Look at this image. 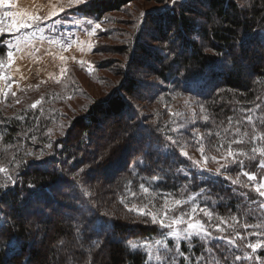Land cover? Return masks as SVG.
I'll return each instance as SVG.
<instances>
[{
  "label": "trees",
  "instance_id": "16d2710c",
  "mask_svg": "<svg viewBox=\"0 0 264 264\" xmlns=\"http://www.w3.org/2000/svg\"><path fill=\"white\" fill-rule=\"evenodd\" d=\"M131 1L91 0L71 11L103 25L106 12ZM151 19L131 44L139 54L133 62L162 81L167 105L183 94L194 99L193 115L166 121L159 110V120L149 121L139 103L153 98L143 94L145 82L130 63L118 87L70 118L61 137L48 132L61 116L53 103L61 91L46 90L45 104L14 114L5 112L13 103L1 106L0 264H264V213L257 211L264 200L242 174L264 181V139L251 142L253 135L264 137V0H185ZM142 38L159 41V53H150ZM5 55L0 48V60ZM248 110L259 118L255 123H244ZM183 141L205 146L213 161L231 160V144L244 153L237 157L243 164L214 175L218 167L205 171L180 154ZM41 158L47 164L38 167ZM176 200L183 206L176 208ZM196 206L212 213L209 220L196 212L210 235L179 240L160 228L161 219L171 223ZM165 208L176 212L165 217ZM233 237L234 244L228 242ZM165 245L174 246L165 251Z\"/></svg>",
  "mask_w": 264,
  "mask_h": 264
},
{
  "label": "rangeland",
  "instance_id": "374dc122",
  "mask_svg": "<svg viewBox=\"0 0 264 264\" xmlns=\"http://www.w3.org/2000/svg\"><path fill=\"white\" fill-rule=\"evenodd\" d=\"M159 1L134 0L118 11H108L105 16L109 20L103 23L104 26L98 21L75 14L68 8L67 0H11L10 6L0 7V15L4 11H13L27 13L28 16L41 17L37 22L38 27L22 30L16 36L5 35V43L8 40L13 42L14 55L11 63L7 55L2 61L4 67L0 69V72H3L4 78L0 79V107L7 105L6 108H8L13 103L14 110L11 111V108L5 112L14 114L34 103L45 104L44 92L57 89L62 92L65 98L62 95L63 98L53 101L59 106L61 116L48 132L53 139L61 137L65 134L70 118L84 114L92 102L105 98L118 87L119 81L122 80L120 72L123 69L127 72L128 66L126 65L130 63L133 64V69L137 70L134 74L140 77L143 83L145 82L142 86L143 94L153 98L144 104L139 103L141 106H145V111L149 110L146 112L149 121L159 120V110H165L162 119L166 121H169L174 115L181 117L182 112L187 113L188 116L189 113L193 115L192 108L196 109L194 99L183 94L177 98L174 97L173 101H169L171 104L167 105L168 102L165 101L164 94L161 95L159 91V83L162 81L147 72V69H139L133 62L136 56H139L136 47H131L137 37V31L143 30L149 20H152L151 18H160L162 13L170 10L164 7L165 0ZM61 7H64L66 11L60 12ZM53 10L56 11V16L51 15ZM152 10H159V13L151 16ZM45 16H48L49 19H42ZM9 19L5 17L3 23H9ZM89 21H92L91 26H89ZM97 23L100 27L93 32L92 29ZM142 39L150 49V53L152 51L159 53V46H161L159 41ZM121 46H125L124 52H116V48ZM60 56H63L64 59L61 60ZM144 58L146 57L144 56L142 59ZM147 59L150 63H154L152 57ZM85 69L92 75L90 73L87 75ZM41 84H44L45 87L31 89L32 86ZM72 89H75L73 95L70 94ZM76 91L77 94H75ZM166 98L168 99V97ZM198 110L200 111V109ZM149 112L155 113V115H150ZM106 133L108 132H102L101 136ZM189 137H185V140H191L192 136L189 135ZM183 142L185 143V141ZM208 150L205 146H197L192 142L185 143L183 152L187 153L190 160L199 161L200 168H220L225 159L213 161ZM228 177L233 179V177ZM190 220L192 218L185 219V224L179 225V228H184ZM200 231L204 232V227ZM171 236L179 240L184 238L183 235Z\"/></svg>",
  "mask_w": 264,
  "mask_h": 264
},
{
  "label": "snow or ice",
  "instance_id": "6c2138e0",
  "mask_svg": "<svg viewBox=\"0 0 264 264\" xmlns=\"http://www.w3.org/2000/svg\"><path fill=\"white\" fill-rule=\"evenodd\" d=\"M181 2V0H165V4L164 7L172 9L174 8V6L176 4H179ZM68 3V8L71 9L73 8V6H77V10L79 6H87L89 3H91V0H67ZM11 4V0H0V7H4V6H10ZM60 12H65L66 9L64 7H61L59 9ZM52 16H56L57 13L55 10H53V12L51 13ZM142 16L144 15L143 13L141 14ZM8 17L9 19V23L4 24V18ZM41 19V17H38L36 15H32V16H28L27 13H19V12H13V11H4L2 15H0V48H4L6 50V55L8 57L9 62L11 63L12 59H13V55H14V46H13V42L12 40H8L7 43H3L2 41L4 40L5 35H9V36H16L20 31L25 30V29H29V28H36L38 27V21ZM42 19L47 20L49 19L48 16L43 17ZM98 19V18H97ZM89 26L92 25V21H89ZM100 27V25L97 23L95 24V28L92 29L93 32H95L96 29H98ZM60 59L63 60L64 57L60 56ZM4 67V64L2 62V60H0V69H2ZM4 78V74L3 72H0V79ZM8 87L10 88L11 85L9 84ZM33 108L37 107V104H33L32 105ZM203 106H201L202 108ZM259 105H257V109H259ZM178 115V114H177ZM204 121L207 122L209 120V117L207 115H205L203 117ZM259 118L258 117H254L253 115H251V110H248V112L245 113V119H244V123H255ZM262 124H264V120L260 121ZM194 123V122H193ZM181 129H176L174 131H180ZM225 131H228L227 129ZM240 132L239 127H237V130L235 133H233V135H238ZM193 135H195V133H193ZM262 139H264V137L262 136H256L253 135L251 137V142L256 143L261 141ZM170 143L172 144L173 147H175V145L177 144V141L175 140H171L170 139ZM234 143L236 144H241L244 143V141L242 140H235ZM220 147H223V145H220ZM253 153L257 152L256 148L252 149ZM181 155H184L186 158H188L190 160V158L187 156L186 152H181ZM244 155L243 152H239V151H233L232 149V145L229 144L228 146V152H227V156L232 157L231 160H227L226 159V163L222 164L220 166L219 169H217V172L214 175H219L221 173V171H227L229 170V168L234 165V164H243V161L237 159L238 156ZM259 155L264 156V148L259 149ZM252 159H254V157H251ZM191 163L194 166L197 167H201L200 162L199 161H191ZM47 164V161L43 160L42 158L40 159L39 164L37 165L38 167H43ZM261 167H264V161L261 162L260 164ZM205 171H207V169H204ZM4 169L0 168V172H3ZM243 176H245L247 178V181L249 182V184L254 186V191L257 194V196L260 198V200H264V182H257V176L255 174H252L248 171H244ZM226 179H228L226 177ZM13 183H15V181H13ZM233 183H237V181H233ZM242 187H247L246 185H241ZM141 187L143 188L144 186L141 185ZM147 189H145L146 191ZM175 205L176 208L182 207L183 203L180 200H176L175 201ZM176 208H165L164 211V216L168 217L169 214L176 212ZM200 211L202 212L206 217H208L209 220H211L212 218V213L211 211H209L208 207L205 206L203 208H200L199 206L193 207L191 212H180L178 215L172 216V222L171 223H165L163 219H161L159 221V226L160 228L165 229V232L167 235H183L185 239L187 240H191L194 236H200V235H205L208 236L210 235L209 232L204 231L201 232L200 229L204 227L203 222L202 221H198L196 220V212ZM258 213H264V203H258V209H257ZM144 215H147V213H144ZM191 216L192 220L188 221L185 225L184 228H179V225L181 224H185V218ZM153 223H156V219L155 217H153ZM217 227L219 228V225H217ZM230 227L232 228V230L234 232H236V235L239 236V232L237 231V226L235 224L230 225ZM245 228L247 227H260V225H244ZM224 239H228L227 237H224ZM228 242L230 243H235V237H233L231 240H229ZM157 244L160 243V241L156 242ZM174 245H165V251H170L171 247ZM260 244H248L247 247L252 248L253 250H255L257 247H260ZM131 247L133 249L138 248L139 246L136 244H132ZM169 259H171V257H169ZM242 257L241 256H236L235 260L239 261L241 260ZM200 260H203V257H200Z\"/></svg>",
  "mask_w": 264,
  "mask_h": 264
}]
</instances>
